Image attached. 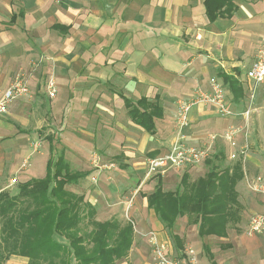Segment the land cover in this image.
<instances>
[{
    "label": "crops",
    "instance_id": "crops-1",
    "mask_svg": "<svg viewBox=\"0 0 264 264\" xmlns=\"http://www.w3.org/2000/svg\"><path fill=\"white\" fill-rule=\"evenodd\" d=\"M235 4L231 16L209 21L203 0H0V90L18 73L29 77L27 97L10 102L0 115V176L7 162L10 172L0 191L15 194L16 184L8 188L14 186L12 179L43 178L57 142V156L62 152L69 173L77 178L70 183L58 178L55 186L82 195L83 227L91 228L87 209L96 221L124 222V217L133 226L130 249L117 264H153L154 241L163 243L170 257L182 258L192 248L204 264H264V230L252 235L247 225L241 230L228 225L226 236L201 237L186 215L167 230L145 196L158 177L169 190L165 179L181 174L179 185L184 172L201 168L146 175L147 160L169 149L177 101L190 99L198 88L208 89L212 78L228 92L221 73L246 82L244 71L262 38L256 42V36L264 31V0ZM50 77L55 83L52 98L45 89ZM124 98L157 101L162 112L153 134L129 118ZM236 118H222L208 104L195 105L184 129L186 141L201 143L212 133L205 130H218ZM43 127L55 135L45 136L46 146L40 149L31 136ZM33 153L46 159L43 174L38 160L26 167ZM237 159L244 172L236 185L239 191L244 178L260 170V162L249 153ZM109 164L112 170L106 168ZM255 195L259 198L252 207L264 208V195ZM201 251L207 255L203 260ZM9 257L27 264V257Z\"/></svg>",
    "mask_w": 264,
    "mask_h": 264
},
{
    "label": "trees",
    "instance_id": "trees-1",
    "mask_svg": "<svg viewBox=\"0 0 264 264\" xmlns=\"http://www.w3.org/2000/svg\"><path fill=\"white\" fill-rule=\"evenodd\" d=\"M203 5L209 21L229 17L237 10L235 0H203ZM220 76L237 103L243 98L242 85L232 75ZM124 102L129 118L153 134L155 119L162 112L157 101L124 98ZM49 148L53 151L52 145ZM222 158V150L206 158L207 171L194 180L184 172L174 190H164L157 178L154 189L145 196L147 206L167 230L184 215L189 224L197 225L201 237L226 236L228 225L240 222L242 205L236 184L243 178L242 162L237 159L223 165ZM46 167L43 178L18 183L15 194L0 191V264L11 255L27 257V264H117L130 249L131 222L96 221L93 210L87 209L91 228H84L82 195L55 186L58 178L67 183L77 178L69 173L62 152L55 159L50 157Z\"/></svg>",
    "mask_w": 264,
    "mask_h": 264
},
{
    "label": "built area",
    "instance_id": "built-area-1",
    "mask_svg": "<svg viewBox=\"0 0 264 264\" xmlns=\"http://www.w3.org/2000/svg\"><path fill=\"white\" fill-rule=\"evenodd\" d=\"M59 1V0H56ZM245 81L249 85V90L252 87L264 82V35L262 36L259 46L256 49L253 62L244 71ZM46 93L49 98L55 95V83L52 77L48 78L45 84ZM29 94L28 82L22 76H16L8 86L0 93V115L7 112L8 104L16 99L22 98ZM251 98L253 94H250ZM198 104H208L222 117H239L243 120L244 125L231 127L222 133H208L203 142L198 144H190L186 141L184 129L189 126L190 109ZM252 110L251 104L240 111L233 110L227 99L226 91L221 82L216 78L209 81L208 89H196L193 96L188 100H178L175 116V133L171 139L169 149L158 156L147 160L146 175L164 174L170 169H183L189 165H197L203 162L211 154L213 145L217 139H223L229 144H235L238 134L243 133L246 136L247 122ZM248 149L246 139L243 141L238 155L231 152V159L238 156H244ZM94 165L98 170L95 162ZM109 164L106 168H111ZM93 182L97 181V176L92 177ZM15 182V179L12 180ZM247 186L254 192L264 194V178L256 176L252 180H247ZM131 202V199L127 204ZM264 230V211L254 213L247 225L248 234H258ZM153 264H204L201 262L192 248H187L184 251L182 258L170 257L166 253V248L163 243L153 242Z\"/></svg>",
    "mask_w": 264,
    "mask_h": 264
},
{
    "label": "rangeland",
    "instance_id": "rangeland-1",
    "mask_svg": "<svg viewBox=\"0 0 264 264\" xmlns=\"http://www.w3.org/2000/svg\"><path fill=\"white\" fill-rule=\"evenodd\" d=\"M262 35H264V31L260 32L259 35L256 36V42H259L260 37H262ZM244 62H246V61H244ZM244 64L246 65L247 63H244ZM16 76H22L28 82V85H29V77L22 74V73H18L16 75H14L11 81H13ZM45 84H46V82H45ZM240 84L242 85L243 92H244L243 98L239 99L237 103H235L233 101L234 105L233 106L231 105V108L233 110L240 111L242 109L247 108L249 106V103L251 104L252 110L250 112V116H249L248 122H247L248 127H247L246 136L243 133L238 134L236 141H235L236 142L235 144H229L228 142L224 141L223 139H217L215 141V144L213 145L211 154L208 158L210 159L217 151L222 150L223 151L222 164L223 165L232 164L235 160H237V158L231 159L229 157V154L231 152H234V153H236V155H238L240 147H241L243 141L246 139V142L249 144L246 153H249L250 155L255 157V159H258V161L260 162V164L257 165V166H259L260 170L257 171L256 173H254L255 174L254 177L260 176V177L264 178L263 177L264 176V82L262 84L255 86V88L252 87L251 91L249 90V85L247 82H241ZM4 89L0 90V93ZM251 93L253 94L252 98L250 96ZM226 94L228 97L227 99H229V103H230L232 101L230 98V94L228 92H226ZM18 103H19V101H17L13 106L14 107L18 106ZM10 109H12V107ZM222 118H224V117H222ZM234 118H236V117H234ZM242 125H244L243 120L241 118L237 117L234 120H230V121L227 120L224 127L219 128L218 130L213 128V129H207L204 132L205 133H207V132L222 133L223 131H225L231 127H236V126L242 127ZM47 129H49V128L48 127L47 128H45V127L40 128L37 131H35L34 134H32L33 136H31V140H35V142L37 141L39 143V146H38L39 148L42 146H46L45 136L52 135L54 137V135H55V133L52 134V132L47 130ZM41 142H43V144ZM54 145H55V152L53 154H55V155H52V159L56 158L57 151L61 147V144L57 143V142L54 143ZM39 148H37V149H39ZM39 158H40V160H39ZM18 159L17 160L14 159L16 163H17ZM34 160H38V163L41 166L40 172H42V174H43L45 171L46 159L44 160V158L42 156V160H41L39 153H33L31 158L29 159V161H28L29 163L26 165V167L32 168V164H33ZM25 163L26 162L23 163V165H22L23 167H24ZM199 164H201L200 165L201 168H199L198 170H194L192 172L191 171L189 172V179L190 180H194L196 177L202 175L204 171L205 172L207 171L208 165H206L204 161L199 163ZM7 166H8V162H7V165L5 166V171L3 172V175L0 176V182L4 181V183H6V181L8 180L7 178H8V175L10 174V172H9ZM190 166H193V165H189L185 168H190ZM112 169L113 168H111L110 170H112ZM177 170H179V169H177ZM256 174H259V175H256ZM15 175L16 174H12L11 177H14ZM20 175H21V172H20ZM180 175L181 174H173L172 178L165 179V182H167V180H168L167 184L170 183V186L165 187V189H169V190L175 189L176 186L178 185V180L180 178ZM243 177H244V172H243ZM254 177H251L249 179L252 180V178H254ZM247 180H248V177L244 178L245 185L240 186L239 191H238V188L236 189L238 192V199H239V201L241 200L240 203L242 205L241 220L239 223H237L235 225L236 228L239 230H241L242 228H245V226L248 225L247 223H249V220L254 213L264 211V208H258L257 209V208L252 207V203H255V199L259 198L255 194H260V195H264V194L252 191L247 186ZM17 183H18V181L16 180V182H13L14 186H11L8 188L15 189V184L17 185ZM123 219H124V221L126 220V218H124V217H123ZM84 223L85 222L83 221V225H84ZM84 228H88V227H84ZM246 232H247V230H246ZM206 242H208L209 245L215 244V242H212V240H209V239H206ZM188 246L191 247L193 245L191 243H188ZM201 253L202 254H201L200 258L203 260V258L207 257V255L205 254L204 251H201ZM9 258L3 264H24L23 259L16 258V257H11L10 259Z\"/></svg>",
    "mask_w": 264,
    "mask_h": 264
}]
</instances>
